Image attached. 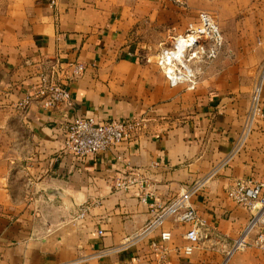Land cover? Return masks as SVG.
Listing matches in <instances>:
<instances>
[{
    "label": "crops",
    "instance_id": "obj_1",
    "mask_svg": "<svg viewBox=\"0 0 264 264\" xmlns=\"http://www.w3.org/2000/svg\"><path fill=\"white\" fill-rule=\"evenodd\" d=\"M50 1L0 0V264H264L257 246L228 256L251 213L227 193L241 179L264 182V0L219 7L226 44L195 87L171 84L155 59L175 49L192 20L167 11L168 0ZM150 27L157 35L149 40ZM185 43L173 53L179 60ZM79 62L85 71L74 77ZM53 70L72 105L44 106L42 78ZM261 78L263 114L252 119ZM135 113L149 114L148 127L115 149L84 163L63 152L75 117ZM207 177L192 196L205 224L191 253L190 224L173 217L131 240L153 204ZM162 229L169 240H160Z\"/></svg>",
    "mask_w": 264,
    "mask_h": 264
},
{
    "label": "built area",
    "instance_id": "obj_2",
    "mask_svg": "<svg viewBox=\"0 0 264 264\" xmlns=\"http://www.w3.org/2000/svg\"><path fill=\"white\" fill-rule=\"evenodd\" d=\"M51 5L56 6L58 0H51ZM203 26L198 30V34L192 33L187 38L194 36H206L208 39H214L215 44L210 48L202 46L200 39L193 41L196 47L199 46V52L207 57H215L222 46L223 36L218 26L213 23V19L209 15H203ZM201 38V37H200ZM165 52V51H164ZM163 52V54H164ZM163 56V55H162ZM161 56V57H162ZM160 63L163 65L162 60ZM179 64V63H178ZM166 70V69H165ZM85 71V65L81 62L76 63L73 70V76L79 77ZM53 72L50 75L43 76L40 93L44 95L45 107H58L62 104L72 105V97L70 91L65 86L52 80ZM167 77L171 84L176 85L182 81H188L191 87H195L197 79L193 71L187 74H181L178 70V76L172 77L167 71ZM262 85L263 78L256 85L252 97V119L255 116L263 114L262 106ZM29 101H25L22 105L26 106ZM150 116L147 113H135L124 119H108L100 120L95 115H80L75 117L71 122L64 126V143L63 152L74 156L81 163L88 158L97 155L100 152L113 150L121 143L133 139L136 133L145 130L150 122ZM209 180V177L198 181L192 186L184 187L183 191L174 197L169 203L153 204L152 217L146 226L136 232L131 240L154 233L162 228L166 221L173 217L174 219L190 224V229L186 233L189 244L185 246L184 252L191 253L202 238L201 226L205 224V220L200 217L198 211L192 204V196L200 190ZM128 182V183H127ZM134 179L128 181H118V187H127L132 185ZM228 196L237 204L249 209L251 216L249 221L240 235L234 239L228 256L239 250H244L250 246H257L264 250V182L255 180L241 179L236 181L227 191ZM85 211L81 213V216ZM102 234L103 231L100 230ZM172 237V232L163 230L160 232V240L166 241ZM152 247L155 250L161 248L160 241H153ZM121 248V247H120ZM120 248L105 249L99 251L97 255L104 256L112 251H118ZM164 250V249H163Z\"/></svg>",
    "mask_w": 264,
    "mask_h": 264
},
{
    "label": "rangeland",
    "instance_id": "obj_3",
    "mask_svg": "<svg viewBox=\"0 0 264 264\" xmlns=\"http://www.w3.org/2000/svg\"><path fill=\"white\" fill-rule=\"evenodd\" d=\"M170 3V6H167V11H174L180 13L182 15L183 21H185L188 17H192L191 22L189 23V28L185 32L182 33L183 36H187L189 34L195 33L198 34V30L202 28L203 26V15H209L213 19V23L218 26L219 30L221 31V34L223 36V43L219 50V53L215 57H207L205 54H202V52H199V48H187L185 53L180 52L176 53L181 58V64L180 70L183 74H187L188 72L193 71V73L199 74V71L202 69L203 65H206V63L210 64L211 62H215L219 55L221 54V50L223 46L226 44V39L223 35V32L219 26L217 15L219 14V7L226 1V2H232L234 3L235 0H168ZM155 7L158 6L157 4L154 5ZM174 7V8H173ZM147 10V9H146ZM151 11H157L156 8H152ZM194 19V20H193ZM150 23V22H149ZM147 38L153 39L157 35V27L153 28L150 27L148 30H146ZM200 41L202 43V46H204L206 49L210 48L211 46H214L215 40L208 39L206 36L201 35ZM167 48H172V45L167 46ZM164 51L161 52H155V59L158 63L161 61V56L163 55ZM184 56V57H183ZM229 56H232L234 58L235 53H229ZM183 57V60H182ZM184 66V67H183ZM185 68H188L185 69Z\"/></svg>",
    "mask_w": 264,
    "mask_h": 264
},
{
    "label": "bare ground",
    "instance_id": "obj_4",
    "mask_svg": "<svg viewBox=\"0 0 264 264\" xmlns=\"http://www.w3.org/2000/svg\"><path fill=\"white\" fill-rule=\"evenodd\" d=\"M200 37L201 36H199V35L198 36L192 35L191 38H187L186 36L183 38H179L177 40V45H176L174 50H165L163 56L161 57V60H162L163 65H165V67H166V71L172 77L178 76V70L181 72V70L179 68L180 66H182L181 60H179V58H177L176 56L173 55L174 52H177L180 49L181 41L182 40L186 41L185 45L187 46V48H191V49L199 48V46L196 47V45H194L193 41L195 39H197V40L200 39ZM183 57H182V60H183ZM185 69L188 70V68H185ZM181 74H183V73L181 72Z\"/></svg>",
    "mask_w": 264,
    "mask_h": 264
}]
</instances>
